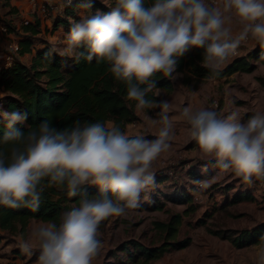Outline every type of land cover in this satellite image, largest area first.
Here are the masks:
<instances>
[{
	"label": "clouds",
	"instance_id": "1",
	"mask_svg": "<svg viewBox=\"0 0 264 264\" xmlns=\"http://www.w3.org/2000/svg\"><path fill=\"white\" fill-rule=\"evenodd\" d=\"M68 6L72 0H66ZM87 11L93 0H80ZM233 15L241 25L233 34ZM251 36L264 46V0H116L108 12L82 15L72 24L64 54L91 62H107L113 76L127 85V96L137 111L159 107L162 127L158 138L130 137L113 122L75 121L58 129L45 119L37 130H22L27 113L0 111L5 131L0 143V206L39 209L47 186L66 188L79 196V206L63 214L59 225L35 228L19 238L21 250L31 255L33 244L40 255L37 264H94L103 250L101 224L112 216H128L140 207L141 194L157 187L153 164L169 151L174 138V118L168 100L152 101L160 73L177 78L178 59L193 48L204 49V64L215 74L237 54ZM143 86V87H142ZM181 117L199 145L201 158L214 160L223 172L233 171L248 184L264 180V112L247 121L237 111L221 116L214 108H183ZM194 195L207 186L195 181ZM86 186L99 189L89 198ZM264 239V238H262ZM264 264V246L258 253Z\"/></svg>",
	"mask_w": 264,
	"mask_h": 264
},
{
	"label": "trees",
	"instance_id": "2",
	"mask_svg": "<svg viewBox=\"0 0 264 264\" xmlns=\"http://www.w3.org/2000/svg\"><path fill=\"white\" fill-rule=\"evenodd\" d=\"M4 1L3 6L8 8L5 14L7 17L13 18L7 20L0 16V22L8 25L16 33L19 50L14 52L9 49L8 42L6 43L7 51L0 53V59L6 54L13 55L11 66L0 70V111L27 113V120L18 127L24 131L27 129L37 130L40 122L45 119L52 121L58 129L72 126L75 121H80L82 125L88 122L110 121L127 134L128 125L141 120L136 109L137 102L128 99L127 85L113 76L107 62L97 63L95 58L91 62L84 58L77 60L75 53L71 56L66 55L56 50L52 44L45 40L42 41L40 47H37L39 45H36V41L42 40L43 20L32 17L28 25L16 27L13 25V20L20 16L19 10L11 6L9 0ZM79 3L80 0H73L70 6L57 13L53 20L52 30L61 28L69 34L72 24L80 20L81 12L86 15L88 11L108 12L115 5L116 0H111L109 4L93 0V8L87 11L81 9L78 6ZM145 3L150 5L153 0H145ZM22 20V18L19 19L20 22ZM45 29H49L50 33L53 32L50 26L45 27L44 31ZM30 54H34L31 62H24L22 58ZM203 54L204 49L193 48L190 50L184 57L178 59L177 72L187 69L189 73L201 79H222L237 72L250 73L256 68V62L264 64V46L260 43L247 54L234 57L219 70L218 74L213 73L205 66ZM154 79L157 83V88L154 89L156 94L149 93L148 99L154 102L158 101L157 90H163L166 93L174 91L173 80L165 78L160 73ZM5 131H7L5 122L0 119V139ZM7 148L8 145L0 143V149L6 151ZM177 166L178 164L172 167ZM162 172L163 170L161 173L155 174L157 183H164L167 180V176L162 175ZM188 173L196 180H206L207 178V175H200L194 167L189 169ZM258 181L256 178L253 180L257 185ZM43 183L45 188L38 210L33 211L31 208L23 206L17 209L0 206V231L11 235L26 236L32 220L59 225L65 212L79 206V196L69 197L66 188L47 186V180ZM228 185L218 189L224 194V201L220 204L222 209L241 202L257 201L255 187L249 185L245 188L241 187L229 197V190L236 187L233 184V187ZM212 187L217 189L216 184H213ZM194 189V185L190 187L184 185L180 189L170 192L151 194L148 200L141 204L140 209L164 211L168 214L166 220L153 222L160 241L152 245L135 239L121 243L117 250L123 253V259L118 258L117 264H150L167 254L188 248L193 239L189 235L181 237V227L184 222V214H190L197 209L193 201ZM86 191L89 198H94L99 193V189L95 186H86ZM167 201L185 205L184 212H173L166 208ZM259 203L264 204V186L261 189ZM196 223L206 225V219L200 218ZM208 231L214 236L229 241L237 249L264 245V239H262L264 238V221L251 228H208Z\"/></svg>",
	"mask_w": 264,
	"mask_h": 264
},
{
	"label": "rangeland",
	"instance_id": "3",
	"mask_svg": "<svg viewBox=\"0 0 264 264\" xmlns=\"http://www.w3.org/2000/svg\"><path fill=\"white\" fill-rule=\"evenodd\" d=\"M99 1L105 4L111 2V0ZM217 1L222 3V0ZM4 2V0H0V16L7 20L12 19L13 17H7L5 14L7 9L3 6ZM17 3L21 8L20 16L13 20V25L16 27L21 26L19 19H31L33 17L28 9L22 8L20 0H17ZM96 12L88 11L87 15L90 16ZM57 13L60 12L51 13L47 20L42 19L45 27L50 26L52 30L53 20ZM46 21L49 22V25ZM231 27L234 35H238L241 31V25L234 15ZM11 31L12 35L10 37L4 36L0 39V53L1 51H7L6 43L18 39L16 33L13 30ZM48 31L49 29H45L46 34ZM41 39L36 41V45H42L43 40L52 44V40L45 39L44 34L41 35ZM59 39H62V37L59 36ZM258 44L259 42L256 39L249 36L247 40L241 43L237 49V54L231 57L221 68L234 57L245 55L254 50ZM59 49L64 51V48ZM31 58L30 55H27L22 60L30 63ZM177 73V78L173 80L176 88L174 92L166 93L164 91L158 97V101L168 100L172 105L168 115L174 118V138L171 141L169 151L161 154L160 158L153 164L154 174L161 173V170L164 172L168 168L166 166L171 167L178 164L177 167L173 168L176 176L171 177L162 172V175L167 176V180L164 183L156 182L157 187L150 188L147 192L142 193L140 206L153 193L160 194V192L180 189L184 185L187 187L194 185V182L198 180L192 178L188 173V170L192 167L196 168L200 175H207L206 180L203 179L204 182H207V186L202 198L204 202L195 203L196 211L184 214L183 217L181 237L189 235L193 239L192 244L186 249L167 254L150 264H258L257 253L260 247L264 245H253L237 249L229 241L210 234L208 228L242 229L251 228L263 222L264 204L259 203L263 186L254 182L248 184L231 170L221 171L215 166L214 160L202 159L199 145L191 137L190 126L180 114L185 107H191L192 109L214 108L221 116L237 111L240 119L247 121L255 112H264V64L256 62V68L252 72H237L222 79H201L189 73L187 69ZM160 112L161 109L155 106L148 111L144 109L138 111L141 120L128 129V134L143 135L149 140L158 138L162 124L153 123L152 121H159L158 113ZM213 184L217 185V189L212 187ZM228 184L236 187L229 190V197L241 187L245 188L248 185L255 187L257 201L241 202L222 209L220 204L224 201V194L218 189L229 186ZM211 194L214 195L211 196ZM166 208L173 212H184L185 205L167 201ZM167 217L168 214L164 211L142 210L140 207L129 210V215L126 217L112 216L100 226L99 239L103 242L104 247L94 264H117L118 258L123 259V253L117 250L119 245L130 239L139 240L147 245L158 243L160 238L153 227V222L155 220H166ZM200 218L206 219V225L196 223ZM48 223L32 220L26 236L23 237L27 239L35 228ZM21 236L20 234L11 235L0 231V264H37L40 255L38 245L34 242L31 255L24 253L18 243Z\"/></svg>",
	"mask_w": 264,
	"mask_h": 264
},
{
	"label": "built area",
	"instance_id": "4",
	"mask_svg": "<svg viewBox=\"0 0 264 264\" xmlns=\"http://www.w3.org/2000/svg\"><path fill=\"white\" fill-rule=\"evenodd\" d=\"M215 2L218 3L217 0H215ZM28 6H29V12L33 15V17L40 19V20L42 19L47 20L48 16L51 13L61 12L68 5L66 3V0H28ZM30 21L31 19L26 18L22 20L20 24L21 26L28 25ZM11 35H12L11 28L8 25L0 22V39L4 38V36L10 37ZM8 47L14 52L19 50V44L17 41L9 42ZM12 62H13V55L6 54L0 59V70L11 66ZM166 167L168 168L164 170V173L168 174L171 177H175L176 173L173 170V167L172 166L171 167L166 166ZM198 181H203V180H198ZM258 184L261 186H264V180H259ZM194 186H195V189L198 187L195 183H194ZM204 192H205V187L201 189L200 192L196 193L195 195L193 192L194 203H200L202 201V198H203L202 195Z\"/></svg>",
	"mask_w": 264,
	"mask_h": 264
},
{
	"label": "crops",
	"instance_id": "5",
	"mask_svg": "<svg viewBox=\"0 0 264 264\" xmlns=\"http://www.w3.org/2000/svg\"><path fill=\"white\" fill-rule=\"evenodd\" d=\"M9 2L11 4V6L16 7L19 10V13H20V8L21 7L18 5L17 0H9ZM20 3L22 4V8H24L25 10L28 9V11H29L28 0H22V1L20 0ZM5 8L7 9L5 13H7L8 8L7 7H5ZM82 15H86V14L83 13V12H81V14L79 16L82 17ZM81 17H80V19H81ZM46 23H48V25H49V22H46ZM44 28H45L44 25H42V29H43L42 30V34H44V38L47 39V40H49V41L52 40L51 43H52L53 47L56 50L60 51L59 48H65L64 46H66V38L68 36V33H66L63 29L59 28V29H56L55 31H53V33L48 32L46 34L45 31H44ZM59 36H61L62 39H59ZM40 46L41 45H39L37 47H40ZM60 52L64 53V51H60ZM33 55L34 54H30L31 57H33ZM161 93H164V91L163 90H157V96L158 97H160V94ZM135 124L136 123H132V124L128 125V127H127V134H128V129H130V127L131 126H134Z\"/></svg>",
	"mask_w": 264,
	"mask_h": 264
}]
</instances>
